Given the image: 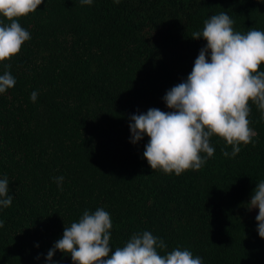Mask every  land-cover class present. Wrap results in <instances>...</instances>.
I'll use <instances>...</instances> for the list:
<instances>
[{
	"label": "trees",
	"instance_id": "1",
	"mask_svg": "<svg viewBox=\"0 0 264 264\" xmlns=\"http://www.w3.org/2000/svg\"><path fill=\"white\" fill-rule=\"evenodd\" d=\"M224 11L236 31H264V0H44L19 21L31 39L0 62V75L16 80L0 94V178L13 196L0 208V264H49L65 224L101 207L113 250L147 230L203 264H264L257 215L241 206L264 180V120L254 105L253 142L226 158L221 149H232L214 137L199 171H153L143 156L149 138L130 142V117L169 111L163 97L206 46L192 32ZM53 264L73 262L57 251Z\"/></svg>",
	"mask_w": 264,
	"mask_h": 264
},
{
	"label": "clouds",
	"instance_id": "2",
	"mask_svg": "<svg viewBox=\"0 0 264 264\" xmlns=\"http://www.w3.org/2000/svg\"><path fill=\"white\" fill-rule=\"evenodd\" d=\"M42 4L44 0H0V62L17 56L31 39L19 21ZM80 4L90 6L93 0H80ZM233 25L227 11L206 19L202 30L192 32V39H203L206 46L187 79L163 97L169 111L150 108L130 117V142L135 145L145 136L149 138L143 156L153 171L177 176L199 171L215 154L214 137L232 149H221L226 158H235L241 145L253 142L256 133L249 119L253 105L264 120V31L253 27L240 32ZM15 84L11 72L5 71L0 75V94ZM37 97L36 91L30 94L33 103ZM53 180L62 190L64 177ZM9 192L8 178H0V208L11 207ZM241 206L250 212L258 209L257 231L264 239V180L256 183L250 203ZM112 227L111 215L104 208L84 210L78 221L65 224L62 238L47 252V261L53 264L59 251L70 256L73 264H203L202 258L187 248L167 251L165 241L147 230L132 234L113 250Z\"/></svg>",
	"mask_w": 264,
	"mask_h": 264
},
{
	"label": "rangeland",
	"instance_id": "3",
	"mask_svg": "<svg viewBox=\"0 0 264 264\" xmlns=\"http://www.w3.org/2000/svg\"><path fill=\"white\" fill-rule=\"evenodd\" d=\"M253 215H258V209L251 211Z\"/></svg>",
	"mask_w": 264,
	"mask_h": 264
}]
</instances>
